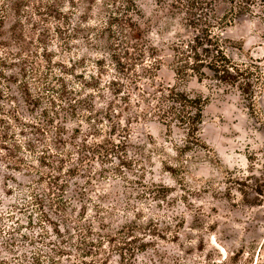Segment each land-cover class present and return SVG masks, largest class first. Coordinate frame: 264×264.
<instances>
[{
  "label": "trees",
  "instance_id": "1",
  "mask_svg": "<svg viewBox=\"0 0 264 264\" xmlns=\"http://www.w3.org/2000/svg\"><path fill=\"white\" fill-rule=\"evenodd\" d=\"M41 1L0 0V46L26 48L21 19L31 15L32 7L38 12ZM53 1L58 7L68 3L70 13L63 7L58 11L71 38L100 56L93 61L97 72L113 76L104 84L92 77L97 81L83 84L85 90L101 92L106 88L115 100L128 105L132 87L141 92L150 110L143 115L164 126L169 138L176 129L180 139L176 144L170 141L174 156L153 138L147 145L136 146L131 143L128 123L124 125L113 110L116 103L96 110L89 95L75 99L76 106L69 101L70 110L63 112L65 109L51 99L55 92L52 78L35 65L26 70L24 60V79L16 83L29 116L24 117L17 107L7 110L0 106V165L36 179L21 185L10 175L5 183V197L16 203L5 205L0 198V210L5 208L0 211V264H113L114 257L119 259L117 264H137L140 255L157 247V241L170 239L166 233L170 226L161 230L155 220L146 221L138 206L147 201L167 202L173 193L168 186L147 178L154 176L147 165H153L156 156L167 158L161 161L165 172L187 187L184 176L191 163L210 157L200 138L207 99L191 95L183 87L192 80L200 84L211 81L237 89L253 101L256 88L263 83L262 72L255 61L235 62L223 34L243 18L264 25V0H155L160 7L169 8V17L179 21L169 26L179 31L169 46L175 85H161L150 94H145L140 84L155 82L164 67V55L140 29L136 19L143 13L137 0ZM11 12L17 19L7 40L6 20ZM31 82L37 87L32 88ZM46 98L50 106L43 107ZM10 100L14 103L12 97ZM110 181L119 182L121 196L110 193L114 186ZM71 183L76 188L75 198L67 197ZM12 185L21 189L11 191ZM75 203L81 204L80 211ZM118 211L126 213V222L114 228ZM90 212L95 213L92 220ZM131 216L134 219L128 220ZM177 238L175 233L172 239ZM160 258L164 263V257Z\"/></svg>",
  "mask_w": 264,
  "mask_h": 264
},
{
  "label": "rangeland",
  "instance_id": "2",
  "mask_svg": "<svg viewBox=\"0 0 264 264\" xmlns=\"http://www.w3.org/2000/svg\"><path fill=\"white\" fill-rule=\"evenodd\" d=\"M41 2L43 4L38 12L32 7L29 10L31 15L21 19L26 48L0 46V106L7 110L17 107L24 117L29 116L19 83H16L24 79L22 68L26 60V70L30 71L35 65L52 78L50 83L55 92H51V99L65 109L63 112L70 110L69 101L76 106L78 102L75 99H85V95H89L91 102L95 101L96 110L100 111L109 109V103L114 102L116 106L113 110L118 119L124 125L128 123L131 143L147 145L153 138L159 147L174 156L170 141L179 143L178 131L174 129L173 136L169 138L164 126L143 115L150 110L144 104L141 92L130 87L131 100L126 105L115 100L106 88L101 92L85 90L83 84H95L97 81L92 77L104 84L113 76L97 72L93 61L100 56L86 51L81 41L71 38L70 29L58 11L63 7L65 13H70L72 9L68 3L58 7L53 0ZM137 3L143 13L142 18L136 19L141 31L163 50L164 55V67L155 82L143 81L140 84L145 94H150L161 85H175V76L170 69L172 58L169 46L176 41L179 29L169 24L177 25L179 21L172 20L169 8L160 7L155 0H137ZM220 9L222 12L223 6ZM16 19L11 12L6 20L7 40L9 28ZM223 36L227 39L228 54L235 62H256L262 72L263 83L256 88L253 101L243 97L237 89L218 86L216 82L200 84L192 80L183 87L191 95H202L207 99L200 138L209 148L210 157L191 163L189 174L184 176L187 187H181L165 172L161 161L167 158L156 156L153 165H147V171L154 174H149L147 178L168 186L173 193L167 201L168 205L167 202L147 201L138 206L147 216L146 221L155 220L161 230L170 226L171 229L166 230L170 239L157 241V247L140 255L137 264H264V25L243 18ZM30 84L32 88L37 87L33 82ZM62 91H65V98ZM38 93L36 89L34 94ZM9 97L14 103L8 101ZM48 106L50 103L46 98L43 107ZM88 114L84 112V115ZM144 163L148 164L147 161ZM10 175L15 176L21 185H28L31 179H36L8 171L0 165V198L5 205L16 203L14 198L5 197L8 191L5 183ZM110 182L114 184L110 193L118 192L121 196L119 182ZM19 189L21 187L17 185L11 187L14 192ZM75 190L71 183L67 197L75 198ZM93 197L97 201L96 196ZM74 206L80 211V203ZM94 216L95 213L90 212L89 219ZM133 219L131 216L128 220ZM113 221L114 228L123 225L126 213L118 211ZM94 226L98 227L97 221ZM175 233L178 238L172 239ZM160 256L164 257V263ZM118 260L114 257L113 264H117Z\"/></svg>",
  "mask_w": 264,
  "mask_h": 264
}]
</instances>
